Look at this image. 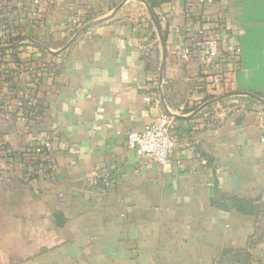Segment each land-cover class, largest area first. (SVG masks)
<instances>
[{
    "label": "crops",
    "instance_id": "obj_1",
    "mask_svg": "<svg viewBox=\"0 0 264 264\" xmlns=\"http://www.w3.org/2000/svg\"><path fill=\"white\" fill-rule=\"evenodd\" d=\"M203 21L241 29L219 83L173 52ZM251 94L264 98V0H0V264H264V103ZM162 115L180 166L127 144ZM45 136L55 168L31 175Z\"/></svg>",
    "mask_w": 264,
    "mask_h": 264
},
{
    "label": "built area",
    "instance_id": "obj_2",
    "mask_svg": "<svg viewBox=\"0 0 264 264\" xmlns=\"http://www.w3.org/2000/svg\"><path fill=\"white\" fill-rule=\"evenodd\" d=\"M39 2V0H36ZM202 2L213 3L215 0H201ZM164 22L167 21L166 15L162 17ZM77 23V20H73ZM185 31L190 34L188 41H182L176 45L173 52L175 56L185 62H190L194 55L203 61L206 73L212 75L215 83L227 76V73L232 72V68H226L222 75L214 74V65L221 54L223 46H227L228 54L235 62H237L240 54V46L238 39L241 34V29L224 21H216L213 23H203L196 27L186 28ZM175 32L180 34L182 29L177 27ZM231 61V64L234 62ZM22 94L27 99L28 105H33L31 92L23 90ZM147 102L151 101V97H145ZM127 144L134 149L140 156L147 160L155 161L160 165H169L176 163L182 165L183 161L177 157L172 159V154L178 146V136L176 132V124L168 115L160 116L156 121L145 125L138 131H131L127 135ZM2 148L0 147V155ZM32 161L26 165L28 173L31 175L44 176L49 171L54 170L56 158L53 154V142L50 136L39 137L35 146L32 148ZM25 166V162L22 164ZM94 185L103 184L109 187L112 180L109 176L103 178L94 177L92 179Z\"/></svg>",
    "mask_w": 264,
    "mask_h": 264
},
{
    "label": "water",
    "instance_id": "obj_3",
    "mask_svg": "<svg viewBox=\"0 0 264 264\" xmlns=\"http://www.w3.org/2000/svg\"><path fill=\"white\" fill-rule=\"evenodd\" d=\"M156 24L158 25V22H156ZM90 25H92V23ZM88 26H89V24L86 25L83 29H85ZM251 96L258 98L261 102L264 103V98L259 97V96H256V95H253V94H251ZM54 219L58 222L59 225H62L63 224V221L64 220H63V216H62L61 213H55Z\"/></svg>",
    "mask_w": 264,
    "mask_h": 264
}]
</instances>
